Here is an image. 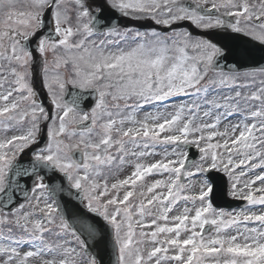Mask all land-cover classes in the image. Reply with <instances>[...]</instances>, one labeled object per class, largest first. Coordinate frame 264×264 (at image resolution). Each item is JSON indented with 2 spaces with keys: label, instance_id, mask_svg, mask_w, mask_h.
Returning <instances> with one entry per match:
<instances>
[{
  "label": "snow or ice",
  "instance_id": "obj_1",
  "mask_svg": "<svg viewBox=\"0 0 264 264\" xmlns=\"http://www.w3.org/2000/svg\"><path fill=\"white\" fill-rule=\"evenodd\" d=\"M0 264H264V0H0Z\"/></svg>",
  "mask_w": 264,
  "mask_h": 264
},
{
  "label": "water",
  "instance_id": "obj_2",
  "mask_svg": "<svg viewBox=\"0 0 264 264\" xmlns=\"http://www.w3.org/2000/svg\"><path fill=\"white\" fill-rule=\"evenodd\" d=\"M45 103H46V100H45ZM240 202H237V201H225V200H218L217 201V204H219L221 207H224V208H230V207H235L237 204H239Z\"/></svg>",
  "mask_w": 264,
  "mask_h": 264
}]
</instances>
